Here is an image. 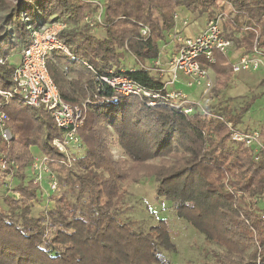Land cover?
I'll return each instance as SVG.
<instances>
[{
    "label": "trees",
    "instance_id": "trees-1",
    "mask_svg": "<svg viewBox=\"0 0 264 264\" xmlns=\"http://www.w3.org/2000/svg\"><path fill=\"white\" fill-rule=\"evenodd\" d=\"M102 1L104 25L95 22L99 7L81 0H0V90L13 88L18 67L10 61L13 53L20 49L22 54L33 43L32 32L61 21L67 28L58 39L71 55L53 52L50 76L65 102L89 100L79 130L81 146L72 150L68 167L66 156L53 146L67 130L44 109L30 108L19 98L1 99L12 139L7 142L0 134V163L3 172L21 181L7 191L14 194L4 200L8 210L0 204V264H171L164 253L178 248L168 220L142 231L119 216L126 189L145 179L157 182L158 201L174 203L180 219L223 249L214 264H264V129L257 154L231 142L226 124L237 128L258 98L240 113L224 109L217 114L220 120L199 111L185 114L165 98L121 96L98 81L113 71L165 97L162 79L145 66L160 58L179 9L208 21L227 11L225 27L237 34L239 48L264 53V0ZM95 27L103 28L104 38L95 36ZM144 27L150 30L147 37ZM126 55L135 59V68L120 67ZM214 56L215 64L201 61L227 89L236 73L225 55L216 51ZM260 84L264 88V78ZM112 136L123 152L118 159ZM34 147L65 187L51 197L54 208L38 217L31 215V207L40 199L45 176L52 180L44 173L40 183L25 182Z\"/></svg>",
    "mask_w": 264,
    "mask_h": 264
},
{
    "label": "built area",
    "instance_id": "built-area-1",
    "mask_svg": "<svg viewBox=\"0 0 264 264\" xmlns=\"http://www.w3.org/2000/svg\"><path fill=\"white\" fill-rule=\"evenodd\" d=\"M82 2L98 6V14L95 16V22L104 25V3L102 0H81ZM178 16H176V19ZM229 18V13L219 12L211 18L206 28L198 36L187 37L178 34L175 36V45L177 51L168 58L167 62L161 63L159 59L150 66H145L147 70L160 77L163 81V90L166 96L156 91H149L142 85L133 81L127 75H116L110 71L111 76H103L98 79L109 85L117 94L121 96H136L141 99L150 98L157 100L165 98L171 107L180 108L185 114H193L196 111L203 113L205 116L224 120L217 114L211 115L202 108L200 102H192L183 92L176 91V82L182 76L187 84L192 86H202L204 93L208 94L215 87L209 67H206L201 61L204 59L206 64H215L214 53L219 51L225 55L232 65L233 71L238 74L242 72H257L264 68V53L258 48L253 52L247 53L242 51L234 58L233 48L235 39L226 37L225 24ZM90 18L86 17L85 22L90 23ZM67 28V25L61 21L53 23L52 27H46L39 31L32 32L33 43L21 54V61L16 68L13 77V88L11 91L0 90V134L4 140L9 142L12 139V133L7 127L6 114L2 110L3 103H8L14 98H19L24 105L33 109H44L53 117L59 128L67 130L64 139L54 140L53 146L66 156L68 167H72V149L81 146L79 130L83 127L85 115L83 108L89 104L71 105L65 102L59 89L50 76L48 69V60L52 53L62 50L70 56V52L58 39L59 33ZM150 30L147 27L142 29V36L147 37ZM238 39V36H237ZM2 63V60H0ZM84 65L94 71V69L84 62ZM4 100V102L1 101ZM156 103L150 102L153 106ZM230 130L231 142L234 144H244L251 147L255 153L263 149V142L259 132H245L235 128L231 122H226ZM35 157V156H34ZM34 158L31 167L35 174V183H40L43 174L50 172L51 188L56 191L58 182L56 177L47 165L46 157L40 160ZM1 165L2 170L5 166Z\"/></svg>",
    "mask_w": 264,
    "mask_h": 264
},
{
    "label": "rangeland",
    "instance_id": "rangeland-1",
    "mask_svg": "<svg viewBox=\"0 0 264 264\" xmlns=\"http://www.w3.org/2000/svg\"><path fill=\"white\" fill-rule=\"evenodd\" d=\"M2 15L3 12L0 9V17ZM52 26L53 23H47L42 29ZM93 29L96 37L104 38L105 32L103 28L95 27ZM225 33L230 38L236 37L233 48L234 52H236L234 54L235 58L242 51V48H239L237 43V34L234 35L226 27ZM163 50L165 51V48ZM163 50L161 51L162 54L164 53ZM18 53H20V49L13 54L17 55ZM135 62V59L131 55H126L120 67L123 69L135 68ZM146 65L150 66L152 64L147 62ZM152 74L155 75L154 73ZM211 74L215 82V87L208 94L204 93L202 86L190 87L182 76L176 82L175 90L183 92L192 102H200L202 108L204 107L205 111L211 115H223L224 109L240 113L246 104L253 102V98H258L251 108L243 113L237 128L241 131L256 132L264 129V88L260 84L264 78V68L257 72H242L236 74L227 89H221L218 85L217 76L213 72ZM87 101L89 100L87 99ZM87 101L83 103L85 104ZM88 111L89 109L87 107L83 108L85 119ZM110 145L115 157L117 159L122 157L123 152L115 136H112L110 139ZM73 148L72 150L74 151L75 147ZM33 154H35L34 158L41 162L43 155L37 147L33 149ZM47 173L50 174V172ZM52 175L56 177L59 186L56 191H53L50 182H48L50 177L48 176L47 179L45 176L44 182L42 183L43 187H41L39 192L40 199L31 207V215L34 217H38L40 214L53 209L55 203L51 201V197L61 194L65 190V187L60 183L59 174L53 172ZM15 177L3 172L0 165V204L6 211L8 210V206L4 200L9 193L7 191L15 188L18 182L21 181L20 178L16 179ZM25 177V182L35 179L31 165L26 168ZM14 180H17V182H14ZM156 187L157 182L154 179H145L139 184L127 188L125 196L119 205L118 211L120 218L125 222L131 223L135 229L142 231H147L150 227L156 225L159 220L166 219L169 221L172 238L178 248L177 253H164L171 264H214L216 255L223 253V249L216 245V243L208 241L203 234L199 233L185 220L180 219L176 214L174 203L165 199L158 201L156 199ZM9 194L14 195L12 193ZM260 207L264 212L263 198L261 199Z\"/></svg>",
    "mask_w": 264,
    "mask_h": 264
},
{
    "label": "crops",
    "instance_id": "crops-1",
    "mask_svg": "<svg viewBox=\"0 0 264 264\" xmlns=\"http://www.w3.org/2000/svg\"><path fill=\"white\" fill-rule=\"evenodd\" d=\"M178 15L179 18L176 20L175 28L168 34L166 44H162L161 50L165 48V51L163 50L164 53L160 54L159 61L161 63L167 62L168 58L175 51L174 41L176 35L181 34L182 36L195 37L203 32V30L207 26V18H201L198 14H191L183 9H179ZM164 59L166 60L165 62ZM10 61H12V63L16 65L19 64V62L21 61V53H18L17 55L13 54L10 57ZM34 148H32V151Z\"/></svg>",
    "mask_w": 264,
    "mask_h": 264
}]
</instances>
